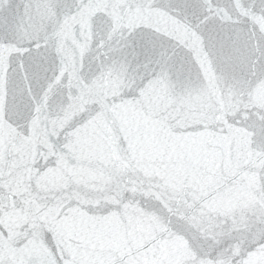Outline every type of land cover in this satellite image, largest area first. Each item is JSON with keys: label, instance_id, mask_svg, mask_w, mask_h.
Masks as SVG:
<instances>
[{"label": "snow or ice", "instance_id": "1", "mask_svg": "<svg viewBox=\"0 0 264 264\" xmlns=\"http://www.w3.org/2000/svg\"><path fill=\"white\" fill-rule=\"evenodd\" d=\"M0 264H264V0H0Z\"/></svg>", "mask_w": 264, "mask_h": 264}, {"label": "water", "instance_id": "2", "mask_svg": "<svg viewBox=\"0 0 264 264\" xmlns=\"http://www.w3.org/2000/svg\"><path fill=\"white\" fill-rule=\"evenodd\" d=\"M181 56H183L184 57V65H185V69L187 68V56L185 55V54H183V53H181L180 54ZM179 63H180V60H179V58H178V60H177V64L179 65ZM173 78L175 79L176 78V73H175V70L173 71Z\"/></svg>", "mask_w": 264, "mask_h": 264}]
</instances>
